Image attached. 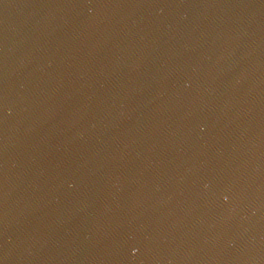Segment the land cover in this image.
Listing matches in <instances>:
<instances>
[{"label": "water", "instance_id": "1", "mask_svg": "<svg viewBox=\"0 0 264 264\" xmlns=\"http://www.w3.org/2000/svg\"><path fill=\"white\" fill-rule=\"evenodd\" d=\"M0 264H264V0H0Z\"/></svg>", "mask_w": 264, "mask_h": 264}]
</instances>
